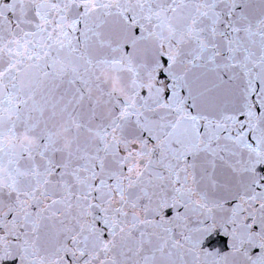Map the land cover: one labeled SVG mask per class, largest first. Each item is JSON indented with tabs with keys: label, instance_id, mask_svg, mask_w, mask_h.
<instances>
[{
	"label": "snow or ice",
	"instance_id": "obj_1",
	"mask_svg": "<svg viewBox=\"0 0 264 264\" xmlns=\"http://www.w3.org/2000/svg\"><path fill=\"white\" fill-rule=\"evenodd\" d=\"M0 168V264H264V0H0Z\"/></svg>",
	"mask_w": 264,
	"mask_h": 264
},
{
	"label": "water",
	"instance_id": "obj_2",
	"mask_svg": "<svg viewBox=\"0 0 264 264\" xmlns=\"http://www.w3.org/2000/svg\"><path fill=\"white\" fill-rule=\"evenodd\" d=\"M134 32H135V34L138 35L139 34V29L138 28L137 29H134ZM164 51H166V47H165ZM142 53H143V49L142 48L141 49H138V54H141L142 55ZM161 59H162V62L166 66V64H167L166 58L165 57H162ZM125 63L129 67H131V68H133V69H135L137 71H141V72L143 71L142 66L140 64H138L137 61L135 60V58H133V57H129L127 60H125ZM96 76H97V79H99L100 81H102L105 84L106 89L110 93H112L114 95H117V93L115 91L110 90V87H111V85H112V83H113L114 80L115 81H118L119 85L124 89V87L122 86V84L120 82V76L117 73H115V72H110L107 69H100V70L97 71ZM160 78L161 79L165 78V74L164 73H160ZM145 79L148 80V79H150V77H148L146 75L145 76ZM66 127H67V125L65 124L64 121H61V120H58L57 121L56 126H55V131H54V137L53 138L54 139H58V140L61 141L60 146L62 144H64V143H67L69 145L70 136L68 135V133L66 131ZM72 127L75 128L76 126L75 125H72ZM24 135H26V134L20 133L15 138L8 137V136H6V137L7 138H10L11 145H13V146L23 145L25 148H31V147H27L21 141V137L24 136ZM92 138H95L94 137V134H93V137ZM261 171H264V169H261ZM5 174H6V169L5 168H0V176H3ZM215 240H216V246L220 247L221 250H226L227 249V238L226 237H221V236H219V234H217L216 237H215Z\"/></svg>",
	"mask_w": 264,
	"mask_h": 264
},
{
	"label": "clouds",
	"instance_id": "obj_3",
	"mask_svg": "<svg viewBox=\"0 0 264 264\" xmlns=\"http://www.w3.org/2000/svg\"><path fill=\"white\" fill-rule=\"evenodd\" d=\"M171 50L166 48L165 55L169 54ZM110 90L115 91L117 95L124 101L126 102H131V97L130 95L119 85L118 81H113ZM21 141L27 146V147H35L36 141L35 138L29 137L27 135H24L21 137ZM5 144L7 146L11 145V140L10 138H5ZM62 148L67 149L69 145L67 143H64L61 145ZM3 181H0V184H2Z\"/></svg>",
	"mask_w": 264,
	"mask_h": 264
}]
</instances>
